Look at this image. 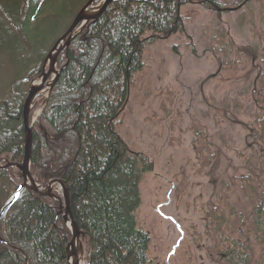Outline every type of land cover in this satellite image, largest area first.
Masks as SVG:
<instances>
[{"label":"trees","instance_id":"trees-1","mask_svg":"<svg viewBox=\"0 0 264 264\" xmlns=\"http://www.w3.org/2000/svg\"><path fill=\"white\" fill-rule=\"evenodd\" d=\"M89 1L0 0V264H67L71 232L58 202L25 187L9 165L24 157L22 106L28 90ZM222 1L112 2L58 55L59 75L38 116L40 103L33 102L30 173L41 186L52 179L65 182L70 212L83 233L85 264H163L150 260V236L136 223L140 185L155 161L125 143L122 115L145 70V53L159 42L187 39L182 7L199 5L219 20L253 0L228 6ZM260 6L264 11V0ZM258 37L264 44V27ZM218 38L225 51L252 57L226 31ZM222 66L231 72L219 61ZM257 67L245 95L253 108L250 122L240 123L250 141L244 147L249 155H241L242 173L218 176L220 150L198 120L191 125L194 154L213 186L212 200L202 209L205 254L212 264H264V51ZM234 190L242 194L237 201Z\"/></svg>","mask_w":264,"mask_h":264},{"label":"rangeland","instance_id":"rangeland-1","mask_svg":"<svg viewBox=\"0 0 264 264\" xmlns=\"http://www.w3.org/2000/svg\"><path fill=\"white\" fill-rule=\"evenodd\" d=\"M97 1L88 9L98 7ZM181 14L187 39L159 42L145 53V70L131 91L120 134L132 151L155 161L154 172L141 182L136 211L137 227L150 236V260L212 264L205 254L209 242L202 209L212 200L213 186L194 154L191 125L198 120L220 150L218 176L243 172L241 155H249L244 147L250 141L240 123L250 122L253 110L245 95L260 70L264 44L258 34L264 11L260 0H253L239 12L222 14L220 22L199 5H186ZM225 31L252 57L225 51L218 38ZM219 61L231 72L226 65L218 69ZM46 94L44 89L34 100L41 104ZM52 189L58 191L59 186L53 184ZM241 195L234 190L233 200ZM79 244V259L85 264V243Z\"/></svg>","mask_w":264,"mask_h":264},{"label":"water","instance_id":"water-1","mask_svg":"<svg viewBox=\"0 0 264 264\" xmlns=\"http://www.w3.org/2000/svg\"><path fill=\"white\" fill-rule=\"evenodd\" d=\"M93 1L94 0H90L83 7V9L79 11V13L72 21L70 27L53 46L51 52L47 57V61L49 62L48 69L46 71H43L39 85L30 87L28 91V95L24 100L22 106V121L25 131L24 158L21 164L16 166L11 165L12 167H16V169L20 171L24 186L28 187L32 192H34L39 196H44V197L49 196L58 201L60 212L63 214L62 215L63 221L67 223V225L70 227L71 230V240L66 247L67 264H78L79 261L78 251H77V247L74 244H75V240L83 236V234L78 229L70 212L69 194L65 183L60 179H55L48 182L45 186H39L35 183L34 179L30 174L29 167L31 160L32 132L28 121V115L34 98L43 91L45 86L48 87V89L50 90L56 78L59 75V73L55 70V63L58 54L63 49L68 47L72 38L84 27L86 23L92 20H96L98 17L102 15V13L106 10L109 4L117 0H103L100 6L97 8V10L91 12V10H87V9ZM50 75H53L54 78L50 83H47V80L50 77ZM52 184L59 185L61 198L52 193V188H51Z\"/></svg>","mask_w":264,"mask_h":264},{"label":"bare ground","instance_id":"bare-ground-1","mask_svg":"<svg viewBox=\"0 0 264 264\" xmlns=\"http://www.w3.org/2000/svg\"><path fill=\"white\" fill-rule=\"evenodd\" d=\"M96 10H97V8H96V9H93L91 12H94V11H96ZM79 243H80V239H76L74 245L78 248L79 245H80ZM78 264H81V263H80V260L78 261Z\"/></svg>","mask_w":264,"mask_h":264}]
</instances>
